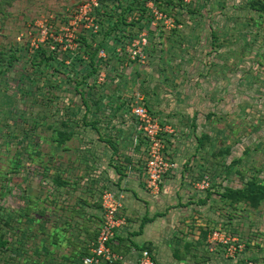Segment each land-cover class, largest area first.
I'll return each instance as SVG.
<instances>
[{
	"label": "rangeland",
	"instance_id": "1",
	"mask_svg": "<svg viewBox=\"0 0 264 264\" xmlns=\"http://www.w3.org/2000/svg\"><path fill=\"white\" fill-rule=\"evenodd\" d=\"M81 1L19 0L12 8H5V0H0V183L4 175L9 177L6 182L9 187L0 197V215L4 220L22 215L20 222L26 229L25 218L35 219L33 216L42 212L52 214L51 223L32 226L29 233L32 240L23 237L18 244L16 238L20 235L14 234L6 247H0V264H70L63 257L87 248L97 236L102 209L96 196L99 185L94 179H99L100 171L92 158L99 154L97 149H102L91 145L99 144L94 142L98 136L105 141L107 149L115 146L117 136L119 140L128 138L129 143L134 138L133 143L138 147L133 152L138 154L141 147L144 156L135 161L142 167L146 189L151 196L160 195L162 183L155 191L147 186L146 162L151 146L130 118L136 95H140L142 105L158 125L169 130L163 138L162 159L171 166L161 179L179 167L184 172L198 166V175L196 172L193 179L189 174L183 177L187 183L191 181L190 192L209 193L208 199L213 194L216 199H211L214 204L209 202L207 206L197 205L194 197L190 201L182 199L180 204H165L160 213L150 218L152 223L159 218L165 221L160 229L154 222L157 226L150 242H137L139 234H136L137 243L134 238L128 244L122 239V245H133L136 251L140 247L149 250L156 264H233V259L224 257V246L219 245L214 251L208 248L207 234L214 230V223L215 228L236 235L241 241L244 252L238 260L263 255L264 199L257 204L250 201L234 206L227 205L226 200H230L229 190L242 189L248 183L260 185L264 190V0H193L192 5L182 8L178 17L182 23L175 31L162 30L161 38H157L158 30L154 32L155 43L149 44V60L143 67L129 66L125 58L118 64L111 52L106 59L108 64L98 74L90 72L82 80L62 83L63 74L57 72L62 71L61 65L57 71L45 72L43 63L37 60H41V53L46 57L53 45L59 46V52L76 50L78 43L72 41L71 47L63 51V35ZM105 4L107 14L100 18V33L91 36L95 34L85 32L87 38H104V22L116 18L109 2ZM45 22L50 26L46 34L43 33ZM125 28L129 33L136 29ZM115 30L119 31L120 26ZM34 41L35 46L31 45ZM38 47L44 50L33 53ZM219 50L230 55V105L224 111L221 107L227 100V92H221L222 78L213 79L212 73H208L222 71V61L215 60L213 55L220 54ZM12 53L18 60L7 66L6 59ZM58 56L63 63V55ZM114 64L115 71L110 73L108 70ZM34 66H41L38 69L41 75L32 72ZM99 73L102 80L98 79ZM208 76L210 80H206ZM212 89L215 91L210 93ZM109 117L114 125H96ZM83 154L88 156L85 160L80 159ZM80 161L82 167L87 166L89 184L81 182L84 169L80 175L73 172L67 175L75 195H82L79 210L73 199L67 205L58 202L52 207L45 196L32 208L27 198L31 194L45 195L46 172L49 175L60 166V174L64 175L73 171ZM114 161L107 158L108 165ZM43 164L49 166L44 170ZM210 168L211 171L214 168L213 189ZM223 174L230 188L225 186L217 192ZM75 178L79 186L72 182ZM109 189L102 187L100 194ZM170 210L182 211L187 216L181 220V216L170 214ZM146 223L143 220L134 233L143 230ZM203 233H207L206 239ZM122 245L118 244L117 248L125 257L128 250L122 249Z\"/></svg>",
	"mask_w": 264,
	"mask_h": 264
},
{
	"label": "trees",
	"instance_id": "2",
	"mask_svg": "<svg viewBox=\"0 0 264 264\" xmlns=\"http://www.w3.org/2000/svg\"><path fill=\"white\" fill-rule=\"evenodd\" d=\"M109 2V6H111V9L114 11L116 10H121V13L119 12H115L114 11V15L113 17L115 18L114 20L112 19H108L104 22L105 31L103 32L102 29V34L104 35V38H101L99 40H97V38L95 39L94 37H89L87 38L85 36V34L79 36L78 41H76L78 43L76 50L74 51H67V52H59L58 46L54 49L51 50L50 49V53H47V56L44 57V53H41V60H37L40 61V63H43L44 65V70L45 72L49 69L55 70L57 71V66L61 65L62 66V71H57V72H61V74H63L62 79V83H70V79L73 80H82L84 79L90 72H95L96 74H98V72H100V68L103 67L106 63L107 60L106 58H98L97 53L100 50H104L106 52L107 55H109V52L107 50L111 49L112 50V54L114 55V57H116L118 59V57L116 56L115 53V49L116 47H121L122 49L125 47V45H127L134 37H136L139 33H141L142 31H148L149 35H151V37L153 36V30L150 29V23H151V13L150 10L148 8H146V0H101V8L99 9V11L97 12V18H98V23L101 26V20L100 18L102 17V15H104L105 9L107 6L106 4L104 5V3H108ZM155 7L160 10L161 12H163L164 14H166L169 17H172L174 20H176V23L181 24L182 22L178 19V17L180 16V14L182 13V8L183 7H188L190 5H192L193 3H190V5H185L183 3V0H153ZM180 8V9H178ZM107 14V13H106ZM130 18L129 23H127V18ZM111 18V17H110ZM120 26V30H115L116 27ZM125 27H134L136 28L134 31L130 32L126 31ZM159 34L157 38H161L162 37V29L160 27H158ZM175 31V30H172ZM100 33V31H99ZM91 36H96V35H91ZM108 38V39H107ZM111 40L112 42V46L108 45V41ZM155 43V40L152 41V38L150 40V44ZM105 45L107 46L105 48ZM41 50H44L40 47H38V49L33 50V53H37ZM9 52H12V50H9ZM40 53V52H39ZM60 53V55H63L64 60L63 63L60 62L59 56L58 54ZM147 55L150 54V52L146 51ZM3 55V54H2ZM87 59H85L86 57ZM62 57V58H63ZM3 58V57H2ZM17 58L14 56V54L12 53L11 56L6 59L7 61V66H10L12 62H14ZM43 59H45V61H42ZM18 60V59H17ZM16 60V61H17ZM120 62H122L123 60L120 58L119 59ZM15 61V62H16ZM35 67V66H34ZM41 67V66H40ZM40 67H35L34 69H31L32 72H34V74L36 75H41L39 73H41L40 71H38V69H40ZM6 67H4L3 71H6ZM39 72V73H38ZM44 72V71H42ZM0 74H2V68H0ZM45 74V73H44ZM46 75V74H45ZM95 81V80H94ZM93 81V82H94ZM61 83V84H62ZM94 86L96 88H98L95 83ZM132 121H134L133 117H130ZM71 138V137H70ZM16 165V164H15ZM49 165H45L43 164V169L45 170L46 167H48ZM52 169V168H51ZM60 169L61 167L59 166L58 168L54 169L56 171H52L49 175H47L46 172V176L47 178H45V183L50 186H47L45 195H30L27 199L29 201H31L32 203V208H34L35 206V202H38L41 198L47 199L48 202H50V204L52 205V207L57 206L58 202L63 204V205H67L68 202L73 199L75 200V203L77 204L76 209H80V201L82 199V195H75L76 192H74V189H71V181L64 177L63 173V177L60 174ZM44 173V172H43ZM45 175V173H44ZM50 176H52L50 178ZM4 180L2 181V185H0V197H3V191L4 189H6V186L9 187V185L6 184L7 181H9V177L4 175ZM43 178V179H44ZM73 183L78 184L77 179H73L72 181ZM43 183V184H45ZM64 187H67V189L65 190ZM70 188V189H69ZM43 189V188H41ZM53 190H58L59 193L53 192ZM77 190V189H75ZM78 191V190H77ZM110 192H113L114 194H117L115 191H111L108 190ZM101 191L97 192V196H101ZM40 194V193H39ZM233 195V196H232ZM27 196V195H26ZM40 196V197H39ZM77 196V197H76ZM227 196L230 198L231 201V205H236L237 202H250L253 201L255 204H257L259 201H261L262 199H264V190L260 185H256L255 183H248L244 188L242 189H238V190H229ZM57 198V199H56ZM56 199V200H55ZM83 200V199H82ZM1 206V205H0ZM48 212V211H46ZM52 214H47L43 212L42 213H37L35 217V219L32 218H25L24 223H26L27 227L26 229H23L24 224H22L20 222V216L22 215H16L15 214V218L13 219H6L4 220L3 215H0V247L2 248L5 244L8 245V243L10 242V239L12 238V236L19 234L20 236H17V243L21 244V238L25 237L28 238V240H32L33 236H30V231L32 230V226L34 224H38V223H42V225H40V227H44L45 224L51 223V216ZM30 229V230H28ZM24 230V231H21ZM206 234L207 233H203V239H206ZM54 235V234H53ZM97 236H95V238H93L89 244L94 241L96 239ZM13 239V238H12ZM54 241H56L55 237H54ZM5 245V247H6ZM89 246V245H88ZM88 246L87 248H83L81 251H74L69 257H63L64 260H67L70 264H82L81 260L84 256H86L88 254ZM114 248V246H113ZM35 251H37V246L34 248ZM31 250V249H29ZM114 251L116 252H120L117 248V246L114 248ZM121 253V252H120ZM238 260V259H237ZM263 260V259H261ZM241 262H248L251 261L254 264H260V259L256 256L253 257H242L241 260H238ZM236 261V263L238 262ZM62 264H64L62 262Z\"/></svg>",
	"mask_w": 264,
	"mask_h": 264
},
{
	"label": "built area",
	"instance_id": "3",
	"mask_svg": "<svg viewBox=\"0 0 264 264\" xmlns=\"http://www.w3.org/2000/svg\"><path fill=\"white\" fill-rule=\"evenodd\" d=\"M146 8L150 10L152 19L150 29L154 32L160 27L162 30L172 31L177 29L178 23L172 17L167 16L158 10L153 0H146ZM193 0H183L185 5H189ZM101 0H82L76 9L72 12L65 29L63 51L71 47L72 41H77L79 36L89 32L98 34L100 25L98 23L97 12L101 8ZM43 33H49L47 22ZM50 27V26H49ZM153 32V36H155ZM151 35L148 31H142L134 37L122 49L118 47L115 49L118 60L125 58L128 64H136L138 67H143L148 59L146 53L150 44ZM44 37V36H43ZM56 42L52 37H48ZM57 38V37H56ZM58 39V38H57ZM39 44L43 39L38 41ZM62 42V40H60ZM35 41L31 43L34 45ZM38 44V46H39ZM74 45V44H73ZM35 46V45H34ZM59 47V46H58ZM37 48V46L35 47ZM54 50L56 47H50ZM60 49V48H59ZM61 50V49H60ZM75 50V49H71ZM105 51L100 50L98 58H106ZM99 80H102V74L99 73ZM136 95L133 105H131L130 113L134 118L136 128L139 133L143 135L147 143L151 146L146 162L147 186L149 188L158 189L161 185V177L168 171L171 165L163 163L162 148L164 143V135L168 133V129L160 127L158 123L148 114L146 108L142 105V98ZM100 204L102 209V224L100 226L97 237L88 246V254L81 260L82 264H156L152 253L147 249H141L138 252L137 260L133 263H128L122 253L114 251L112 245L115 241L119 230L126 225L125 218L121 216L122 197L110 191H105L100 196ZM207 244L211 251L216 250V247L222 245L225 247L226 259H233V263L238 259L237 257L244 252V246L239 241L236 235L223 233L220 229H214L207 234ZM264 246V244H263ZM135 252V251H134ZM260 264H264V254L258 256ZM263 259V260H261ZM247 264H254L248 261Z\"/></svg>",
	"mask_w": 264,
	"mask_h": 264
},
{
	"label": "crops",
	"instance_id": "4",
	"mask_svg": "<svg viewBox=\"0 0 264 264\" xmlns=\"http://www.w3.org/2000/svg\"><path fill=\"white\" fill-rule=\"evenodd\" d=\"M9 1L11 3H9L8 0H5V4H4L5 8L7 7L12 8L13 7L12 4H14V2H19V0H9ZM109 43H111L109 45H112L111 41ZM223 45H225V43H223ZM108 51L109 53L112 52V50L110 49ZM219 52L220 54L214 53L213 55H215V60L220 59L222 61L223 63L222 71L218 72V70L217 71L211 70V71H208V73L209 74L212 73L210 76L213 79L215 77L222 78V81L219 82V84L222 85L221 92L222 93L227 92V100L223 102L222 107H221L222 110L224 111L228 107V105H230V84H229L231 80V75H230L231 71L229 70L230 69V64H229L230 55L229 53L227 54V52H225L224 50H219ZM149 56L150 54L148 55L147 61L149 60ZM107 58L109 59L108 55L106 59ZM115 60L117 61L118 64L121 63L120 60L116 59V57H115ZM128 65L130 66L131 64H128ZM113 66H115V64L112 65V67L110 66L108 70L110 73L111 71H115V67ZM128 70L129 69H127V72ZM206 80H210V77L208 76ZM214 91L215 89H212L210 90V93H213ZM104 120H107V121L103 123ZM116 122H118V120ZM114 124L115 122L114 121L111 122L110 117L108 119L102 118L100 121L96 122L97 126H109V125H114ZM120 125L122 126L123 123ZM130 127L133 129V126H130ZM96 138L97 139L94 142H99V144L98 145L93 144L91 145V147L95 148L96 146H98L102 150L97 149L99 154L96 157L92 158L93 160H95L94 162L95 167L98 168V170L100 171L99 179H94V181H96L99 185L98 190L101 191V188L105 186V187L110 188L109 190L111 191H117L116 193L122 197L123 209L121 213L127 221V224H126L127 227L124 230L123 229L119 230L112 247L113 246L114 248L116 246L119 247L118 244L122 245V239H125L124 243H127V244L130 241V238H134V242H136L135 241L136 234H139L138 236H136L137 242H140V243L150 242L151 239L153 238L152 233H154L153 232L154 228L157 226L154 224V222L158 223L159 229L161 228L160 224L165 222L163 221L162 218H159L158 221H154L152 223L151 222L152 219L150 218H153L158 212L160 213L161 210L166 207L164 206L165 204H168V205L180 204V202L184 201L182 199H185V201H190L191 199H193V197L196 201L198 200L197 205L200 203H204L203 206L205 205L207 206L209 205V202L210 204H214V202L211 201V199H216L213 197L215 195L213 194L210 195L209 199H208L209 193L193 195L190 192V189H191L190 182L191 181L187 183V181L184 180L183 178L185 175L189 174V176L193 179L194 178L193 175L196 172L198 175V172H199L198 166L190 167V168L186 167L187 169H184V172H183V168L181 167L177 168L175 171H171L165 176L162 182V188H161L162 191L160 195L157 197L153 195L151 196L146 189V180L143 177L144 173H143L142 167L141 166L139 167L135 161V159L136 160L138 159L140 160L142 158L144 159V156H143V152H141V147L139 149L140 151H138V154L133 152V150H135L137 146L136 142L133 143L134 138L132 139L131 137V142L129 143L128 138L123 137L121 140H119L118 139L119 136H117L115 137L116 144L111 149H107L105 147L106 144H105V141L101 139L102 137L100 138L98 136ZM127 146H129V151H128ZM87 157L88 156H85V154H83L80 159L85 160L84 158H87ZM107 158L115 159V161L113 162V165H108ZM81 163L82 161H80L78 164L73 166L74 167L73 171L69 170L67 173H64V177L68 178L67 175H71L72 172H73V175H80L84 169V178H83V181L81 182L85 185H88L89 183L87 181V175L85 172V169L87 168V166L84 165V167H82L83 165ZM116 165L120 169L117 168ZM213 174H214V168L212 169V171L210 168L209 175L212 180L211 184H213L211 186L212 189L214 188ZM222 176L224 180H221V183L218 184L217 192H219L218 189L221 190L222 188H225V186L227 185L225 175L223 174ZM89 180L93 181L90 178ZM226 188H230V187L226 186ZM97 197L99 198V196ZM98 198L97 200H99ZM226 202H227V205L229 206L231 205L230 200L228 201L226 200ZM237 203L239 205L242 204V202L240 201ZM169 212H171L170 214L175 212L174 214L181 216V220L183 219V217L187 216V214H184L182 211L176 212L174 210H170ZM143 220H146L148 223L144 225L143 230L141 229L139 230L138 233H134L136 231L135 227H140L139 224H141ZM212 226L214 227V228L211 227L212 229H218V228H215L216 226H214V223L212 224ZM141 231L142 233H140ZM131 235H134V236H131ZM122 246L124 247V245ZM123 247L121 248L128 250L127 251L128 254L125 255L126 262L128 263L135 262L139 254L138 252H136L135 248H133V245H126L124 248ZM141 249L142 248L140 247V250Z\"/></svg>",
	"mask_w": 264,
	"mask_h": 264
}]
</instances>
